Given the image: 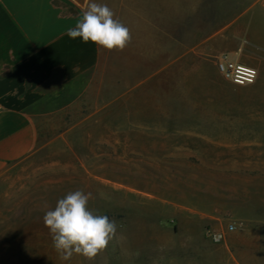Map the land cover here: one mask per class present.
<instances>
[{
	"label": "rangeland",
	"instance_id": "374dc122",
	"mask_svg": "<svg viewBox=\"0 0 264 264\" xmlns=\"http://www.w3.org/2000/svg\"><path fill=\"white\" fill-rule=\"evenodd\" d=\"M231 2L240 11L264 0ZM247 37L262 43L245 57L258 70L251 85L190 64L187 73H175L172 86L157 85V109H133L132 100L72 109L41 128L32 153L0 179V264H134L139 247L158 255L160 236L173 225L166 200L182 190L190 200L201 193L221 208L236 192L264 199V35ZM139 144L158 148L139 157ZM175 145L187 147V157L175 154ZM171 160L183 166H170ZM75 190L91 193L89 208L118 226L92 261L61 260L43 224L45 212Z\"/></svg>",
	"mask_w": 264,
	"mask_h": 264
},
{
	"label": "crops",
	"instance_id": "0c3cea01",
	"mask_svg": "<svg viewBox=\"0 0 264 264\" xmlns=\"http://www.w3.org/2000/svg\"><path fill=\"white\" fill-rule=\"evenodd\" d=\"M96 2L108 5L129 28L131 41L123 51L67 35L89 0H0V179L32 153L40 129L68 111L130 100L133 109H157V85L172 86L175 73H187L190 64L219 73L205 56L227 54L250 66L245 60L250 46L262 47L247 36L264 35V3L238 11L231 0ZM157 148L139 144L134 151L151 157ZM172 150L188 155L183 145ZM175 164L183 166L171 160ZM199 195L190 200L182 190L166 200L173 225L158 235V255L151 246L139 247L134 264H264V199L254 200L251 190L236 192L221 208ZM229 224L234 231H227ZM206 228L223 233L219 243ZM139 237H145L144 228Z\"/></svg>",
	"mask_w": 264,
	"mask_h": 264
},
{
	"label": "clouds",
	"instance_id": "9594fccd",
	"mask_svg": "<svg viewBox=\"0 0 264 264\" xmlns=\"http://www.w3.org/2000/svg\"><path fill=\"white\" fill-rule=\"evenodd\" d=\"M67 35L108 51H123L131 41L129 28L115 18L108 5L96 0H89L81 19L68 29ZM91 197V193L85 194L81 190L69 192L43 216V224L49 230L53 248L61 260L68 261L73 255H80L92 261L117 235L116 221L89 208ZM228 227L234 231L236 226L229 224ZM209 235L216 243L222 239L219 233Z\"/></svg>",
	"mask_w": 264,
	"mask_h": 264
},
{
	"label": "built area",
	"instance_id": "2783aa9c",
	"mask_svg": "<svg viewBox=\"0 0 264 264\" xmlns=\"http://www.w3.org/2000/svg\"><path fill=\"white\" fill-rule=\"evenodd\" d=\"M215 64L218 72L224 79L237 85H251L255 83L258 77V70L256 68L235 62L227 54H221L215 57ZM227 231H230L229 227H227ZM207 233L209 234L211 231L207 230ZM219 234L223 238V233Z\"/></svg>",
	"mask_w": 264,
	"mask_h": 264
}]
</instances>
